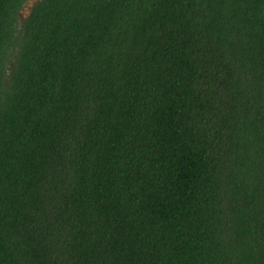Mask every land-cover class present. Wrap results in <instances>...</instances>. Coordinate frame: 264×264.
<instances>
[{
    "label": "trees",
    "instance_id": "1",
    "mask_svg": "<svg viewBox=\"0 0 264 264\" xmlns=\"http://www.w3.org/2000/svg\"><path fill=\"white\" fill-rule=\"evenodd\" d=\"M0 0V264H264V0Z\"/></svg>",
    "mask_w": 264,
    "mask_h": 264
},
{
    "label": "rangeland",
    "instance_id": "2",
    "mask_svg": "<svg viewBox=\"0 0 264 264\" xmlns=\"http://www.w3.org/2000/svg\"><path fill=\"white\" fill-rule=\"evenodd\" d=\"M35 1H37V0H30L29 1V3H27L26 5H25V7L23 8V11H22V18H24V17H26L27 15H28V13H29V11H30V9H31V6H32V4L35 2Z\"/></svg>",
    "mask_w": 264,
    "mask_h": 264
}]
</instances>
